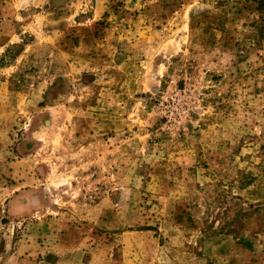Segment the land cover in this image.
<instances>
[{"label":"rangeland","instance_id":"obj_1","mask_svg":"<svg viewBox=\"0 0 264 264\" xmlns=\"http://www.w3.org/2000/svg\"><path fill=\"white\" fill-rule=\"evenodd\" d=\"M0 264H264V0H0Z\"/></svg>","mask_w":264,"mask_h":264}]
</instances>
